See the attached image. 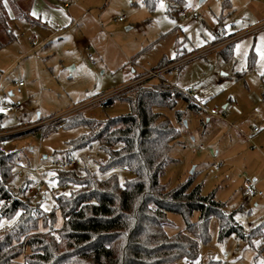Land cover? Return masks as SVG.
<instances>
[{"label": "rangeland", "instance_id": "rangeland-1", "mask_svg": "<svg viewBox=\"0 0 264 264\" xmlns=\"http://www.w3.org/2000/svg\"><path fill=\"white\" fill-rule=\"evenodd\" d=\"M31 3L23 0L24 9L30 12ZM183 7L190 8L199 19L181 17ZM6 8L15 39L9 43L7 35L0 32V139L6 141V151L21 154L22 167L12 184L16 192L30 179L33 184L26 185L28 196L34 204L40 203L44 212L52 213L54 197L63 191L57 179L61 172L57 164L68 160L74 162L77 173L86 169L99 179L116 176L121 183L132 180L134 173L124 168L102 170L107 155L97 143L70 150V142L86 134V127L52 131L53 125L81 114L97 120L126 115L130 105L115 99L105 108L97 106L60 117L128 83L148 64L159 67L162 61L175 60L178 54L182 59L214 46L213 51L175 70L170 80L180 90L199 91L194 97L206 104L204 116L211 117L212 108L224 114L223 104L237 103L240 112L228 118L234 130L224 126L211 129L213 135L207 136L211 143L196 148V115L180 102L177 110L183 111L185 121L179 126L174 111L161 110L182 130L161 181L174 188L194 175L203 195L219 188L216 199L226 203L228 211H237L236 221L246 232L264 224V140L258 143L254 132L257 128L264 134V0H155L153 6L145 0H33L32 20L44 26L17 20L9 5ZM64 16L74 22L63 23ZM237 35L241 38L235 41ZM20 80L25 85L17 94L15 82ZM17 101L21 102L19 110L15 107ZM236 128L243 142L250 143L241 144V151L250 146L254 152L242 153L232 166L220 163L215 148L220 132L224 131L230 141V132ZM41 129L51 132L43 136L38 132ZM198 158L200 165L194 170L191 163ZM223 165L230 169L224 181ZM245 183L255 185L263 197H244ZM56 218L55 228L59 229L63 225L59 212ZM170 218L175 224L170 233L184 228L179 216ZM209 230L211 241L200 247L204 262L210 257L220 264H264V229L252 246L236 236L220 241L215 218Z\"/></svg>", "mask_w": 264, "mask_h": 264}, {"label": "trees", "instance_id": "trees-1", "mask_svg": "<svg viewBox=\"0 0 264 264\" xmlns=\"http://www.w3.org/2000/svg\"><path fill=\"white\" fill-rule=\"evenodd\" d=\"M22 2L0 0V32L9 43L15 36L6 5L15 19L36 23ZM145 3L153 6L155 0ZM172 61H162L160 66ZM117 100L127 102L130 113L105 120L81 114L58 121L51 130L86 127V134L70 142V150L97 143L107 155L103 171L121 167L135 177L121 183L116 176L99 179L86 169L80 173L60 170L58 183L65 189L55 195L52 213L44 212L28 196L30 179L19 192L12 188L22 167L21 154L6 151V141L0 139V264H220L210 257L204 262L200 252L201 245L211 241L213 218L218 222L220 241L236 236L252 246L263 236L264 224L246 232L236 221L237 211H228L215 192L203 195L194 175L174 188L161 181L171 149L182 135L180 127L161 110L174 111L177 124L183 126L185 116L177 110L178 104L183 102L186 110L202 116L205 103L177 88L160 86L133 89ZM44 131L38 132L43 136L51 132ZM56 212L63 219L59 229L55 228ZM172 215L182 219L184 228L170 233L175 227Z\"/></svg>", "mask_w": 264, "mask_h": 264}, {"label": "built area", "instance_id": "built-area-1", "mask_svg": "<svg viewBox=\"0 0 264 264\" xmlns=\"http://www.w3.org/2000/svg\"><path fill=\"white\" fill-rule=\"evenodd\" d=\"M217 2L220 0H216ZM67 7V5H66ZM180 16L183 18H192L194 20H198L199 16L195 14L190 8L188 7H183L180 11ZM120 22L123 21V18L118 19ZM241 38V35H237L234 37V40L236 41L237 39ZM214 46H211L208 50L203 51L201 54L206 53L207 51H213ZM201 54H195L190 57H185L176 61H172L164 66H159V67H152V65L148 64L147 67L140 69L139 74H136V76L129 81L128 83H125L121 87H118L112 91H109L107 93H103L98 95L97 97L91 99L84 105H82L79 108L73 109L72 111H69L60 117L64 118L66 116L71 115L72 113H75L78 110H83L87 108H93V107H100V108H105L107 106V103L111 100H115L118 97H120L122 94L133 90L137 88H143V87H163V88H168V89H173L177 88L173 83H171V78L174 75L175 70L179 69L181 66H183L186 62L190 61L193 58H196L200 56ZM24 81L20 80L15 82L16 86V93L21 94L22 93V88L24 87ZM179 89V88H177ZM180 90V89H179ZM184 94L189 95V96H196L199 95V91L192 89V90H180ZM15 107L17 110L20 109L21 107V102L17 101L15 104ZM212 115L218 116L220 114L219 110L213 109L211 110ZM259 130L256 128L255 132H258ZM57 167L61 171H70L73 170L75 167L74 162L67 161V162H61L57 164ZM218 169V168H216ZM36 188H38L39 184H34ZM39 189V188H38ZM61 189H65V186H62ZM244 195L246 197H252V196H263V192L259 191L255 185H252L250 183H247L244 189Z\"/></svg>", "mask_w": 264, "mask_h": 264}, {"label": "crops", "instance_id": "crops-1", "mask_svg": "<svg viewBox=\"0 0 264 264\" xmlns=\"http://www.w3.org/2000/svg\"><path fill=\"white\" fill-rule=\"evenodd\" d=\"M31 2H32L31 4L33 5V0H31ZM32 5H31V8H32ZM64 7L67 8L68 5H67V7L64 5ZM31 8H30V14H31ZM68 21L69 22H74V19H72L70 16H68L67 18L65 17V22H63V23H66ZM34 24L44 26L43 24H39L38 22H36ZM119 87H121V86H119ZM213 109H215V108H212L211 110H213ZM222 109L223 110H226L224 112V114H222L220 112V114L218 116L212 115L211 114V110H210L209 113H210L211 117H207V116L202 115V116H196L193 119L194 134L196 135V137L193 139V142H195V144H196L195 147L196 148H199V147L206 148L208 146V144L211 143V141H209L207 139L208 134L209 135L210 134L213 135V132H211V129H215V128L217 129V128H221V126H224V127H226V129H229V127H230L231 129L234 130L235 125L234 124H230L229 121H228V118L229 117H233V115L235 113H239L240 112L239 111L240 110V106L237 103H233V104L225 103V104L222 105ZM222 117H224V118L222 119ZM254 129H256V128H254ZM233 130L231 132L229 131L232 134V136H230V137H232L230 139V141H227V139H226L227 138L226 137L227 135L224 134V131H221L220 133L222 135H221L219 141H217V144L216 143H213L214 145L216 144L215 145V148H217V158H218L217 161H219L220 163H224L226 165H230V166H232V162H233V165L235 163L237 164L239 162L237 158L242 153H244V152L245 153H248V152L252 153V152H254L253 148H250V146L247 147L245 150L242 149V151H241L240 147L243 146L241 144L244 143V145H245V143H246V145H248V144L250 145V143L247 142V141L246 142H243V140H242L243 137L241 136L242 134H241V132L237 128H236V131H233ZM219 131L220 130L218 129L216 131V134H217V132L219 133ZM254 132H255V130H254ZM220 133L218 134L217 137H219ZM235 133H237L239 137L236 138V134ZM255 134H258L255 137V140L258 143H261L262 140H264V134L261 133V130H259ZM214 140L216 141L217 139L215 138ZM199 143L201 144V146H199ZM192 153H195V152H192ZM200 159L201 158H198V159L194 160L191 163V165H195L194 170H196L197 166L200 165V164H198V163H200ZM251 161L253 163L255 161V159L253 158V159H251ZM248 163H250V160H249ZM201 164H203V163H201ZM224 167H225V165H223V167H222V170L224 171V174L222 175L223 181H224V177L226 176V174L230 171V169H224ZM223 181L221 180V182H223ZM248 182H250V181H248ZM245 186H246V183L242 187V194H243L244 197H246L244 195ZM218 189L219 188H217L216 191H218ZM216 191L214 190L212 192H216Z\"/></svg>", "mask_w": 264, "mask_h": 264}]
</instances>
